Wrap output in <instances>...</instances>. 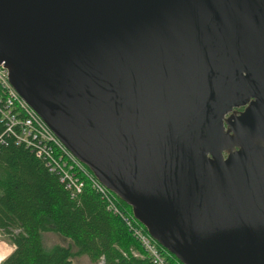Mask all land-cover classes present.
<instances>
[{
    "label": "water",
    "instance_id": "1",
    "mask_svg": "<svg viewBox=\"0 0 264 264\" xmlns=\"http://www.w3.org/2000/svg\"><path fill=\"white\" fill-rule=\"evenodd\" d=\"M0 63L182 264H264V0H0Z\"/></svg>",
    "mask_w": 264,
    "mask_h": 264
},
{
    "label": "trees",
    "instance_id": "2",
    "mask_svg": "<svg viewBox=\"0 0 264 264\" xmlns=\"http://www.w3.org/2000/svg\"><path fill=\"white\" fill-rule=\"evenodd\" d=\"M116 203L131 214L119 197ZM0 232L13 245L0 264H73L82 254L93 264H154L147 256L130 253L145 251L89 181L71 197L42 159L11 141L0 148ZM45 232L66 237L69 243L47 245ZM157 245L170 263L182 264Z\"/></svg>",
    "mask_w": 264,
    "mask_h": 264
},
{
    "label": "built area",
    "instance_id": "3",
    "mask_svg": "<svg viewBox=\"0 0 264 264\" xmlns=\"http://www.w3.org/2000/svg\"><path fill=\"white\" fill-rule=\"evenodd\" d=\"M9 141L22 145L42 159L55 173L71 197H76L89 181L106 200L107 208L119 214L140 242L145 253L131 249L130 253L147 256L154 264H172L160 250L157 241L132 214L124 212L116 203L117 196L60 140L38 112L12 86L8 71L0 63V148ZM102 264V261L100 262Z\"/></svg>",
    "mask_w": 264,
    "mask_h": 264
},
{
    "label": "rangeland",
    "instance_id": "4",
    "mask_svg": "<svg viewBox=\"0 0 264 264\" xmlns=\"http://www.w3.org/2000/svg\"><path fill=\"white\" fill-rule=\"evenodd\" d=\"M44 241L47 245H51L54 243H62L64 245H67L69 243V239L54 232H45ZM12 249H13V245L9 243L5 239L4 235L0 232V260L3 259ZM73 264H93V263L90 261L87 255L82 254V256H75L73 258Z\"/></svg>",
    "mask_w": 264,
    "mask_h": 264
},
{
    "label": "flooded vegetation",
    "instance_id": "5",
    "mask_svg": "<svg viewBox=\"0 0 264 264\" xmlns=\"http://www.w3.org/2000/svg\"><path fill=\"white\" fill-rule=\"evenodd\" d=\"M245 105H238V106H233L232 111H235L236 113H239L240 111H242L244 109Z\"/></svg>",
    "mask_w": 264,
    "mask_h": 264
},
{
    "label": "crops",
    "instance_id": "6",
    "mask_svg": "<svg viewBox=\"0 0 264 264\" xmlns=\"http://www.w3.org/2000/svg\"><path fill=\"white\" fill-rule=\"evenodd\" d=\"M80 256H82V255H80Z\"/></svg>",
    "mask_w": 264,
    "mask_h": 264
}]
</instances>
